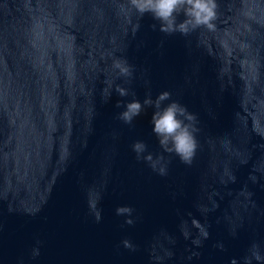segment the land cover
<instances>
[{"label":"water","instance_id":"1","mask_svg":"<svg viewBox=\"0 0 264 264\" xmlns=\"http://www.w3.org/2000/svg\"><path fill=\"white\" fill-rule=\"evenodd\" d=\"M217 5L215 31L167 35L127 0H0V264H264V0ZM165 91L198 119L190 166L163 153L153 107L118 119Z\"/></svg>","mask_w":264,"mask_h":264},{"label":"clouds","instance_id":"2","mask_svg":"<svg viewBox=\"0 0 264 264\" xmlns=\"http://www.w3.org/2000/svg\"><path fill=\"white\" fill-rule=\"evenodd\" d=\"M128 10L140 17L150 14L154 21L159 22V31L167 35L179 33L188 35L199 28H205L209 31H215L217 20V0H127ZM183 20H178L180 16ZM156 30V24L151 25ZM111 72L115 79L125 78L126 82L133 77V66L126 59L114 58L111 64ZM102 91L104 101L107 102L111 96V91L115 80H106ZM115 92L120 97H126L129 92L125 87L119 84L115 85ZM171 100V94L167 91L160 93L153 101L146 97L143 104L139 100H132L123 105L124 111L118 115V119L125 124H132L134 118L138 117L146 107H153L155 111L152 114L151 123L153 133L157 137L163 153L168 156L178 157L185 165H191L195 157L198 143L196 140V127L198 119L196 115L190 113L186 106L177 101H171L164 105L165 101ZM121 102L117 101L115 107L120 108ZM136 153L137 161L143 160L149 167L160 176H167L168 164L170 159H166L163 154L156 155L147 152V145L143 141H137L132 145ZM99 199L89 201V212L99 223L102 219L101 209L98 207ZM134 209L128 206H121L116 209L118 216L127 217L125 224L131 226L135 223L133 219ZM39 243V242H38ZM123 244L126 248H132L130 241L125 240ZM39 248L32 250V257L39 256Z\"/></svg>","mask_w":264,"mask_h":264}]
</instances>
